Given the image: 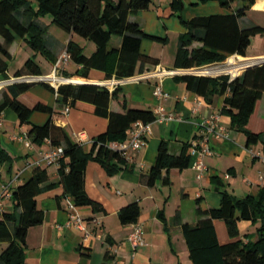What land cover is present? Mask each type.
Masks as SVG:
<instances>
[{"label":"crops","instance_id":"1","mask_svg":"<svg viewBox=\"0 0 264 264\" xmlns=\"http://www.w3.org/2000/svg\"><path fill=\"white\" fill-rule=\"evenodd\" d=\"M172 1L151 0L149 9L130 16V20L137 23L146 34L164 39V42L144 39L141 44V52L157 60L156 65L147 63L140 71L141 66L138 64L134 76L120 80L115 77L106 79L102 71L95 69L89 71L87 79L74 77L81 66L73 63L65 66L59 73L63 78L97 86H105L108 81L115 80L124 97L121 95L120 100L111 101L112 111L122 112L121 101L125 98L132 108L150 110L154 117L159 114L171 115L173 119L162 123L155 119L150 122L151 133L147 136L146 146L130 152V159H125L126 168L123 167L114 175H108L100 164L88 162L84 172V190L102 210L94 212L89 206H76L84 230L65 226L69 219V211L66 208L67 197L63 195L62 187L39 195L36 198V205L44 212V220L42 224L31 227L27 232L24 264H102L107 260V253L113 257L115 264H193L189 258L183 227L193 226L199 220L205 219L199 218L196 210L219 208L222 191L236 198H243L247 195L255 196L264 186V183L259 181V177L264 176L262 144L246 146L245 135L232 128L230 117L222 112L224 97L216 96L209 104L203 97L189 91L183 82L177 80V77L189 74L214 77L223 73L203 75L195 73L196 68L188 70L174 68L179 38L186 32V28L177 15L173 14ZM181 1L183 4L181 16L184 21L195 17L226 15L241 6L236 2L231 10H226L213 1L205 4L198 3V0ZM47 26L49 31L51 24ZM240 26L264 28V0H255L246 11L245 17L240 20ZM70 41L82 47L86 56L92 55L96 50L92 42L67 33L48 44L58 59ZM17 42L21 48L28 49L23 41H16L14 44ZM113 43L119 45L120 40L113 38ZM13 45L9 49L11 58L8 61V80L15 79L14 73L31 57L41 70L42 76L39 77L51 74L54 65L48 63L42 56H33V52L29 56H16L12 52ZM200 46L199 43L193 44V47ZM234 56L237 57L230 58L264 57V35L251 38L246 51L247 57ZM43 63L50 67L48 74L43 73ZM2 81L7 80L0 82ZM157 85L166 94L163 100L154 95ZM2 91L3 88H0V100ZM18 99L29 108L37 104L48 106L52 108L54 116L35 112L31 115L30 124H21L12 110L6 109L2 112L0 220L3 214L14 212L13 190L31 178L35 168L33 165L39 159L40 152L47 150L45 140L38 145L28 137L32 125L43 126L51 120L54 126L64 129L73 141L75 135L81 132L92 140L104 133L108 126L105 118L85 111L70 109L69 114L64 116L65 106L59 105L57 94L40 83L20 95ZM159 107L162 108L160 113L156 112ZM213 115L218 116V123L226 133L225 138L212 137L202 127V124ZM256 115L260 121L264 120V96ZM204 140H207L212 154L203 158L206 170L200 179L197 177L198 172L189 165L183 170L171 169L168 173L162 171V178L152 187L143 183L142 179L154 165L162 142L166 143L169 154L178 156L185 144H191L193 141L202 143ZM84 148L88 150L89 145ZM194 161L193 158L192 163ZM46 169L49 181L57 182L58 166ZM164 177H168V184H163ZM3 187H6L4 192ZM133 203L140 208L137 222L142 225L145 242L143 247L136 250L127 242L132 231L131 224L123 225L119 220V211ZM258 226L259 224L240 221L239 239L244 242L256 241ZM213 227L219 244L232 241L223 221L214 220ZM7 245L0 242V254ZM83 255L86 257L83 258Z\"/></svg>","mask_w":264,"mask_h":264},{"label":"trees","instance_id":"2","mask_svg":"<svg viewBox=\"0 0 264 264\" xmlns=\"http://www.w3.org/2000/svg\"><path fill=\"white\" fill-rule=\"evenodd\" d=\"M211 1L226 10H231L236 2L241 6L226 15L195 17L184 21L181 16L182 1H172L173 14L186 28L179 38L175 69L222 64L234 55L247 57L251 38L264 35V28L260 26H240V20L255 0H198V3ZM150 5L151 0H0V81L9 79V49L16 41H23L33 56L41 55L51 65L56 64L58 59L47 41L48 26L40 21L47 16L51 18V25L92 42L96 47L92 55L86 56L78 44L72 41L67 44L65 50L70 55V63L81 66L74 77L87 79L89 71L95 69L102 71L106 79L115 77L120 80L134 76L138 64L140 71L147 63L156 65L157 60L141 52V44L144 39L157 42H164V39L146 34L130 20V16L149 9ZM113 38H118L120 44L115 45ZM194 43L201 46L193 47ZM39 76H42L41 70L31 57L13 77ZM177 80L209 104L214 97L223 96L222 112L230 117L231 127L245 135L247 147L262 144L264 154V120L260 121L256 115L264 96V65L247 69L234 79L227 74L214 77L189 74L177 77ZM36 84L18 82L4 87L0 113L6 109L12 110L21 124H30L31 115L35 112L54 116L52 108L48 106L37 104L29 108L18 99ZM40 84L57 94L59 105L105 118L108 126L104 133L92 139L88 150L71 140L65 130L54 126L51 120L43 126H31L28 137L33 143L41 145L48 138L52 146L63 147L64 154L58 165L57 182L49 181L46 168L35 167L31 178L13 190L14 212L3 214L0 220V242L8 244L0 254V264H24L27 232L44 220V212L36 205V198L43 192L62 187L63 195L72 198L77 207L89 206L94 212L101 211V206L91 200L84 190L86 165L91 161L96 162L108 175L126 168V160L109 145L125 141L126 132L133 123H150L155 119L152 111L132 108L125 98L121 101L122 112L112 111L111 101L120 100L121 95L124 97L119 86L109 91L104 86L86 83L63 84L55 90L47 83ZM255 120L258 126L252 128ZM190 148V144H185L181 153L173 156L169 154L166 143L162 142L154 165L142 179L143 183L152 187L162 178V171L168 173L171 169L183 170L192 165ZM162 182L168 184V177H164ZM139 213V206L130 204L119 211V220L123 225L136 223ZM196 214L205 219L193 226L183 227L193 264H264V186L255 196L243 198L222 191L219 208L205 211L198 208ZM214 220L224 222L231 242L219 244L213 227ZM240 221L259 224L256 241L244 242L239 239ZM106 257L102 264H115L109 253Z\"/></svg>","mask_w":264,"mask_h":264},{"label":"built area","instance_id":"3","mask_svg":"<svg viewBox=\"0 0 264 264\" xmlns=\"http://www.w3.org/2000/svg\"><path fill=\"white\" fill-rule=\"evenodd\" d=\"M70 62H71L70 55L67 53L66 50H64L60 54L50 75L43 77H22L20 79L24 80L23 82H37L38 80H41L44 83L49 84L55 90H57V88L63 84H80L76 80L66 79L59 76V73L64 69L65 66L69 65ZM215 65H220V64H215ZM207 66H213V65H207ZM207 66H203V67H207ZM203 67L196 68L194 72ZM229 74L230 73H227V75ZM32 78H34L33 81ZM230 78L232 79V75H230ZM116 85L117 82L115 80H112V81H108V83L105 86L104 85H98V86H104L109 91H112L116 87ZM154 95L159 100H163L166 97V94L163 93L159 85L155 87ZM161 111L162 108L159 107L156 112L160 113ZM69 112H70V108L66 106L65 109L63 110V115L67 116ZM1 118H2V113H0V122H1ZM172 119L173 116L171 115L167 116L164 114H159L158 116L155 117V121L159 123L170 121ZM202 127L205 129L206 133L211 135L212 137H215L217 139L226 137L225 130L218 123V116L215 115L211 116L208 120H206L202 124ZM150 133H151L150 123L137 121L133 123L127 130L126 132L127 138L125 139V141L120 143H111L109 147L119 152L124 159H130L129 156L130 152L140 150L141 148L146 146L147 136H149ZM24 138L28 141L30 145L31 143L28 140L27 136H25ZM45 141L48 146L47 150L40 152L39 159L33 165L34 167L48 168L50 166H58L60 160L63 158V154H64L63 147L52 146L51 141L48 138L45 139ZM75 142L81 146H87L91 144L92 140H90L83 132H81L75 135ZM190 145H191L190 155L195 159V161L192 163V167L198 172L197 177L200 179L206 170V167L203 162V158L206 155H211L212 152L210 146L207 144V140H204L202 143H199V141H193L191 142ZM250 153L252 154L251 151ZM259 181L262 184L264 183L263 175L259 177ZM4 191H6V187H3V192ZM7 195L10 196L9 193ZM65 204L67 210L69 211V219L65 224V226L84 230L83 221L76 211V205L74 204L72 198L67 197ZM0 208H2V193H0ZM131 226H132V231L127 238V242L134 250H136L137 248L143 247L145 245V242L143 240V228L142 225L138 222L132 223Z\"/></svg>","mask_w":264,"mask_h":264},{"label":"bare ground","instance_id":"4","mask_svg":"<svg viewBox=\"0 0 264 264\" xmlns=\"http://www.w3.org/2000/svg\"><path fill=\"white\" fill-rule=\"evenodd\" d=\"M264 62V57L258 58H230L223 65L203 67L195 72L197 74L213 75L219 73H230L232 76L239 75L245 68ZM50 75V74H49ZM2 84H0L1 86Z\"/></svg>","mask_w":264,"mask_h":264},{"label":"rangeland","instance_id":"5","mask_svg":"<svg viewBox=\"0 0 264 264\" xmlns=\"http://www.w3.org/2000/svg\"><path fill=\"white\" fill-rule=\"evenodd\" d=\"M40 21L43 23V24H46V25H48V24H50V22H51V18L50 17H45V18H42V19H40ZM65 32L64 31H62L60 28H58L56 25H51L50 26V28H49V31H48V36H47V39H48V42L49 43H52V41H53V39H55V38H58L59 36H65ZM92 44V43H91ZM64 51V50H63ZM62 51V52H63ZM12 52L13 53H15L16 54V56H29V54L30 53H32V51H31V49H24V48H21L20 46H19V43L17 42L16 44H14L13 45V47H12ZM61 52V53H62ZM37 56H41V55H37ZM229 59V58H228ZM228 59L225 61V62H223L222 64H220V65H223V64H225L227 61H228ZM46 62V61H45ZM43 67H44V74H48L49 72H50V67H46L45 65H44V63H43ZM243 73V72H242ZM241 73V74H242ZM223 74H226V72L225 73H223ZM229 75H231V74H229ZM4 87H6V86H4ZM3 87V88H4ZM256 126H258V122H257V120H255V121H253V124H252V128H255ZM260 126V125H259ZM99 263H101V262H99Z\"/></svg>","mask_w":264,"mask_h":264},{"label":"water","instance_id":"6","mask_svg":"<svg viewBox=\"0 0 264 264\" xmlns=\"http://www.w3.org/2000/svg\"><path fill=\"white\" fill-rule=\"evenodd\" d=\"M232 57H237V56H232ZM261 65H264V62H261V63H259V64H256V65L251 66V67H248V68H245L242 72L246 71L247 69H250V68H253V67H257V66H261ZM242 72H241V73H242ZM241 73H240L239 75H237V76H234V77L232 76V79H234V78L240 76ZM226 74H227V73H226ZM33 79H34V78H32V81H33ZM37 80H38V79H37ZM37 80H36V81H37ZM23 81H24V80H22V79H20V78H15V79H12V80L2 81V82H0V84H2V85L0 86V88H3L4 86H8V85H11V84H14V83L23 82ZM37 82H38V83H44V82L41 81V80H38Z\"/></svg>","mask_w":264,"mask_h":264}]
</instances>
